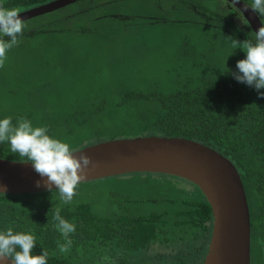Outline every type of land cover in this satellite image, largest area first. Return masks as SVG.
Segmentation results:
<instances>
[{"label":"trees","instance_id":"obj_1","mask_svg":"<svg viewBox=\"0 0 264 264\" xmlns=\"http://www.w3.org/2000/svg\"><path fill=\"white\" fill-rule=\"evenodd\" d=\"M49 1L0 0V5L22 11ZM86 1L88 9L95 7L91 6V0ZM124 1L128 0H122V6H104L105 10L113 8L114 12L103 14L100 18L110 17L117 21L127 19L125 26L135 22L153 26L166 21L164 15L147 13L146 10L137 14ZM136 1H140L149 10L154 11L156 8V12L160 9L164 11L165 2H168H155L160 6L158 9L154 2ZM241 1L249 7L253 2ZM206 2L214 3L215 7L206 6ZM221 2L172 0L170 3L178 13L184 15L178 21H184L186 15L190 14L191 22L202 21L240 42L247 40L255 43L254 34L239 12L235 8L229 11L228 4L222 6ZM69 4L22 20L25 27L18 39H29L33 46L28 49L37 53V57L32 60L37 66L44 65V56L37 61L44 54L43 50L51 49L52 42L60 40L59 37L54 38L53 32L60 29L63 18L60 12L53 15L54 12ZM231 11L235 14H231ZM255 13L264 26V16ZM238 15L241 17L239 22L235 20ZM88 26L89 22L83 27ZM84 28L79 31L84 32ZM36 37L37 41L34 42ZM18 50L16 48L14 52L18 53ZM8 53L9 50L6 55ZM18 56L14 54L15 58ZM202 58L203 66L209 65L212 69L208 76L205 73L197 74L192 80L194 84L182 82L175 76H167L172 86L155 88V84H146L145 79L144 87L132 89L119 81L105 90L86 89L82 95L96 94L88 100L73 102L69 98L60 97L57 108L64 109L61 115L55 113V105L50 98L37 104L27 103L28 111L24 114L6 116L11 118L13 126L20 119H27L33 127H45L49 136L67 143L72 150L111 138L158 135L192 139L220 152L235 166L246 196L250 222V264H264V97L253 86L234 78L232 73L238 70L230 68L231 63L222 68L221 64L214 63L211 55L203 54ZM150 80L153 81L152 78ZM0 81L6 84L2 76ZM6 86L1 90L2 95L12 98ZM27 92L28 88L19 87L20 96ZM259 92H264V89ZM114 109H123L124 112L130 110L134 128L113 125L111 118L114 115L111 111ZM31 115L35 117L36 123ZM0 158L21 161L17 154L11 153L7 142L0 143ZM150 173L122 175L148 176ZM154 174L162 178L157 181L151 193L130 201L155 204L154 209L145 212L127 206L126 213L115 215L116 212H112L109 215L108 211L93 212L86 197L75 198L70 204H63L60 199L47 201L42 198L44 193L57 189L0 193V232L11 228L13 232L34 235L37 243L32 253L38 255L47 250V264H200L210 234L209 205L192 183L187 182L188 187L177 181L181 178ZM124 195L116 189L106 195L105 200L110 202L121 196L128 197ZM57 207L60 208V215L76 226L75 232L70 234L71 249L66 254L60 253L57 246L58 242H65L62 234L54 227L53 215Z\"/></svg>","mask_w":264,"mask_h":264},{"label":"rangeland","instance_id":"obj_2","mask_svg":"<svg viewBox=\"0 0 264 264\" xmlns=\"http://www.w3.org/2000/svg\"><path fill=\"white\" fill-rule=\"evenodd\" d=\"M121 1L91 0V6L95 7L88 9V2L80 0L54 12L53 15L60 12L59 15L63 18L60 29L53 32L54 38L59 37L60 40H54L51 49L43 50L44 54L38 57L37 61L44 56L42 66L32 62L37 53L29 51L28 47L33 46L29 39H19L21 45L16 46L18 53L14 52L15 46L9 49L0 70V77H4L6 83L3 85L0 81V119L8 118L6 115L24 114L28 111L27 103L37 104L50 98L55 105V113L61 115L64 109L57 108L60 97L69 98L73 102L88 100L96 94L82 95L86 89L105 90L119 81L132 89H140L147 83L150 86L155 84V88L172 86L167 76H175L182 82L194 84L192 80L197 74L205 73L208 76L212 69L209 65L203 66V54L211 55L214 63L221 64L222 68L231 63L229 66L234 70H238L237 61L246 58V52L241 47H233L234 38L218 29L200 22H191L190 14L186 15L184 21H178L184 15L177 12L170 3L172 0L165 2L164 11L160 9L157 12L156 8L152 11L143 7L140 1L123 2L137 14L146 10L147 13L164 15L166 21L163 24L152 26L135 22L125 26L127 19L119 18L120 21H117L110 17L100 18L103 14L114 12L113 8L105 10L104 6H122ZM145 1L160 3V0ZM157 4L155 3L159 9ZM205 5L215 7L212 2H206ZM87 22L89 26L84 28ZM80 28H84V32H80ZM34 39L36 42L37 37ZM13 53L19 56L15 58ZM171 71L173 74L170 75ZM5 86L12 98L2 95L1 90ZM19 87L28 88V92L20 96ZM111 113L114 115L111 118L113 125L134 128L130 110L124 112L123 109H114ZM160 178V175L154 173L148 176L121 174L84 182L77 185L73 200L86 197L93 212H106L109 209L106 195L118 189L131 200L144 198L151 193ZM177 181L189 187L187 181ZM42 198L47 201L60 199L58 190L44 193ZM129 206L139 212L155 208L152 202L144 201L130 202Z\"/></svg>","mask_w":264,"mask_h":264},{"label":"water","instance_id":"obj_3","mask_svg":"<svg viewBox=\"0 0 264 264\" xmlns=\"http://www.w3.org/2000/svg\"><path fill=\"white\" fill-rule=\"evenodd\" d=\"M74 1L51 0L19 11V15L24 20ZM224 1L240 13L255 36L262 24L254 10L241 0ZM75 152L76 156L81 152L89 155L94 162L80 183L135 172L172 175L192 183L204 196L211 214L210 234L200 264H250L246 196L235 166L220 152L192 139L158 135L111 138ZM46 179L31 162L0 158V193L49 190ZM52 189H56L54 185ZM0 264H11V260Z\"/></svg>","mask_w":264,"mask_h":264},{"label":"clouds","instance_id":"obj_4","mask_svg":"<svg viewBox=\"0 0 264 264\" xmlns=\"http://www.w3.org/2000/svg\"><path fill=\"white\" fill-rule=\"evenodd\" d=\"M250 6L264 16V0H253ZM24 27L16 8L0 5V67L4 65L7 51L20 43L18 36L22 35ZM232 44L246 52V58L237 61L238 71L232 75L238 82L253 86L264 97V92H259L264 89V26L255 32V43L233 39ZM5 142L10 145L11 153L17 154L23 162H31L34 170L47 178L45 184L49 190L55 186L63 204L71 203L85 170L94 166L89 155L83 152L74 155L75 150L67 143L49 136L45 127H33L27 119H20L16 126L11 118L0 119V143ZM53 221L65 240L58 242L59 252L66 254L71 249L70 234L75 232L76 226L60 215L59 207L54 210ZM36 243L34 235L29 233L13 232L11 228L0 232V262L10 259L11 264H47V250L38 255L32 253Z\"/></svg>","mask_w":264,"mask_h":264},{"label":"flooded vegetation","instance_id":"obj_5","mask_svg":"<svg viewBox=\"0 0 264 264\" xmlns=\"http://www.w3.org/2000/svg\"><path fill=\"white\" fill-rule=\"evenodd\" d=\"M224 3L228 4L226 1L222 0L221 5H222V6L226 5V4H224ZM232 8H233L232 5L228 4V10L230 11ZM195 13H198V12L196 11ZM230 13H231V14H232V13L235 14V12H233V11H231ZM239 14H240V13H239ZM241 17H242V16H241ZM241 17L238 15V17L235 18V20H238V22H239V21L241 20ZM200 23H203V22L200 21ZM211 26H212V25H211ZM107 178H108V177H107ZM124 196H125V195H124ZM124 198H125V197H122V196H121V198L111 200L110 202L107 201L108 204H109V209L106 210V212L108 211L109 215H110V213H112V212H116L115 215L120 214L121 212H125L127 206H129V203H130L131 199H130L129 196L126 197L125 199H124ZM126 199H127V200H126ZM125 213H126V212H125ZM115 215H114V216H115ZM251 264H254V263L251 262Z\"/></svg>","mask_w":264,"mask_h":264}]
</instances>
